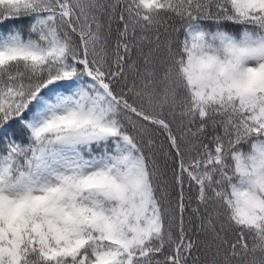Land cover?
Masks as SVG:
<instances>
[{
	"label": "snow or ice",
	"instance_id": "6c2138e0",
	"mask_svg": "<svg viewBox=\"0 0 264 264\" xmlns=\"http://www.w3.org/2000/svg\"><path fill=\"white\" fill-rule=\"evenodd\" d=\"M0 264H264V0H0Z\"/></svg>",
	"mask_w": 264,
	"mask_h": 264
}]
</instances>
